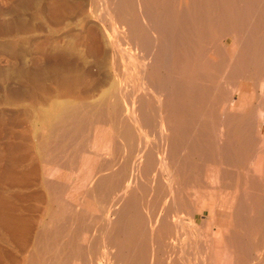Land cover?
Here are the masks:
<instances>
[{
    "label": "bare ground",
    "instance_id": "obj_1",
    "mask_svg": "<svg viewBox=\"0 0 264 264\" xmlns=\"http://www.w3.org/2000/svg\"><path fill=\"white\" fill-rule=\"evenodd\" d=\"M86 4V14L74 4L95 22L83 42L114 57L111 79L75 88V102L51 107L42 125L61 147L94 121L107 123L114 138L101 152L91 148L89 169L81 160L88 172L79 165L78 198L63 175L40 173L44 200L56 211L45 212L30 245L27 220L0 195V228L29 246L23 264H264V0ZM108 82L101 99L84 101ZM93 194L118 206L102 213L99 237L96 217L86 220Z\"/></svg>",
    "mask_w": 264,
    "mask_h": 264
},
{
    "label": "rangeland",
    "instance_id": "obj_2",
    "mask_svg": "<svg viewBox=\"0 0 264 264\" xmlns=\"http://www.w3.org/2000/svg\"><path fill=\"white\" fill-rule=\"evenodd\" d=\"M87 1L88 0H0V195L8 198L10 205H12L11 211L13 210L15 216L27 220L28 226L31 228V233L28 236V245H30L31 241L36 237V232L34 231H37V227L39 230L42 228V219L45 220L48 216L45 212L48 210L56 211V205L48 206L44 200L45 191H43V187L41 188L40 173L43 171L46 173L49 172L54 176L63 175V180L70 185V189L67 192L71 194V197L74 194L75 197L78 198V195L81 194L80 192L83 189L82 187H78L79 178L85 171L88 172L87 170L90 168L88 164L91 165L89 157L93 154L91 155L89 151L94 147V149L101 152L105 149L104 141L106 140L107 142L114 138L112 134L113 130L110 126V128H107V123H105L107 124L105 125L100 121L97 123L94 121L92 124H86V127H82V130L79 132L82 134H78V136L72 140L73 143L70 144L71 146L64 145L67 147L66 149L63 145L61 147V145L55 144L53 142L54 140H51L52 137L48 139V134H45L46 130L43 126L45 113L50 110L51 107L59 105L62 102L70 104L75 102V88L80 87L84 89L94 81H102L107 78L105 76L107 74V76H111L109 64L110 60H114L111 58L114 57L105 55L103 47H101L103 49H94L93 51V48L90 49L87 44L83 42V38L87 34L86 28L90 25L93 26L95 23L92 21L91 17L85 15L87 11ZM74 4L76 7L77 5H81L85 14L82 15L79 13V9H77ZM60 9L63 14L65 13L66 24H59L56 21L57 12L59 13V11H61ZM85 19H87L86 22ZM67 45L72 47H70L68 52H63L62 49ZM107 85H109V82L105 84L99 92L96 91L91 97H85L84 101H94L99 97V99H101L102 97L99 95L104 94ZM106 112L107 111L102 110V115L105 113V116L103 115L104 118H107ZM146 112L147 114L149 113L148 115H151L150 111ZM92 125L95 126L96 129ZM97 127L99 129H97ZM107 131L110 132V136L107 135ZM88 136H90V138ZM39 137L41 140L43 137V142H49L47 145L49 148L46 146L48 149L45 148L42 141L40 144ZM46 137L47 139H45ZM83 140L85 141L82 142ZM96 142L97 144H95ZM75 143H77L76 146ZM52 144H54L55 148ZM79 144L82 145V147ZM38 145L39 147L37 148L36 146ZM79 146L82 148V151L79 150L81 156L77 154L78 151L74 153V151L79 149ZM68 147L74 149L73 152ZM38 149L41 150L42 153ZM43 149L44 151H42ZM58 149H61V151ZM48 150L55 151L50 152ZM69 151L71 152L70 155ZM45 152L47 155L44 154ZM62 152H64L65 155ZM66 152H68L67 154L70 158L73 157L71 155H78L73 158L75 160L77 159L76 157H78V159L81 158L80 162L82 163L83 161L85 166V163L88 162L86 166L88 169L86 167L85 169L83 163H79L78 159V162L72 158V161L67 159ZM57 153L61 155L59 156ZM87 154L89 157H87ZM55 157L57 161L54 159ZM51 158L55 161L53 159L51 161ZM62 159L67 161L65 167L64 164H61L64 162ZM48 160L51 161L52 164H49L51 162ZM69 161L71 163L74 161L77 166L74 165V163L70 164ZM55 162L57 163L55 164ZM79 165H83V168ZM71 166L76 169L72 170ZM80 168L85 171L83 172ZM22 173L30 174L28 181L22 182L20 177ZM15 175L19 179L13 182L11 177H16ZM75 179H78L77 182ZM92 180L93 182H91ZM92 180L90 181L92 184L89 182L86 185L89 189L93 187L95 178ZM93 196L95 197H93L95 201L92 199L93 209L89 210L88 216H90V218L87 216L86 220L88 219L87 221L89 223H93L95 220V224H91V227L97 231L95 230L94 232L93 230L92 233L95 234L94 236L97 235L96 237H99L101 234L99 231H102L104 222H101L102 217L107 214V210H113L114 205L103 206L96 195L93 194ZM98 203L100 205L98 206L99 208L96 207ZM206 206H208L207 203H205V207ZM45 207H47V209L44 211ZM115 207H117L116 210H118L116 204L114 208ZM143 209H146L145 213L148 211L147 208ZM93 210L97 212L96 215ZM109 215L111 218L115 216L113 214L112 217L111 213ZM201 215H203L201 218H206L204 213ZM93 217L96 218L94 219ZM46 221H48V219H46ZM18 240L19 237L17 235L7 234L5 230L0 228V247L6 254L3 253L0 258V261L2 262L3 260L4 262L2 264H23L25 259H29L28 256L31 255V253H28L29 246H21ZM16 260L18 263H15Z\"/></svg>",
    "mask_w": 264,
    "mask_h": 264
}]
</instances>
